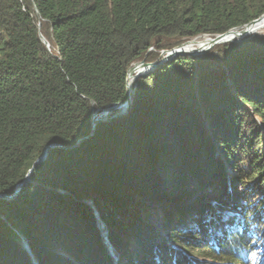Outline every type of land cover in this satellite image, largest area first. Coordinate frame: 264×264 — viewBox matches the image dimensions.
I'll use <instances>...</instances> for the list:
<instances>
[{"label":"trees","instance_id":"trees-1","mask_svg":"<svg viewBox=\"0 0 264 264\" xmlns=\"http://www.w3.org/2000/svg\"><path fill=\"white\" fill-rule=\"evenodd\" d=\"M262 15L264 0H0V194L64 146L0 198V264L263 262L264 34L157 65L128 114L70 148L127 99L136 62Z\"/></svg>","mask_w":264,"mask_h":264},{"label":"water","instance_id":"water-1","mask_svg":"<svg viewBox=\"0 0 264 264\" xmlns=\"http://www.w3.org/2000/svg\"><path fill=\"white\" fill-rule=\"evenodd\" d=\"M264 15H262L260 18H262ZM258 18V19H260ZM258 19L256 20H253L251 21L249 24H247L246 26L250 25L251 23L257 21ZM246 26L245 28H243V30L240 32V31H236L238 35L240 34H247L249 33L248 32V29H246ZM237 30V28L235 29H231L230 31L226 32V33H223V34H219L217 35L216 37L212 38V39H209V47L211 48L214 44H218L220 42H222V38L226 35H228L230 32L232 31H235ZM241 30V29H240ZM45 43L47 45H49L48 41L45 40ZM188 43L187 42H184L183 44L179 45V46H176L174 48H172L171 50H164V52L162 53V59L161 60H158V61H154L153 63H150V62H147L145 59L142 60V61H138L136 62L133 66H131L129 68V72H128V78H127V81L129 82V78L133 75V70L136 66H140L141 68H148L150 66H153V67H156L157 65L167 61V60H170L172 58H175L177 57L178 55H185V54H197V53H200V52H203V50L201 49L200 50H197V51H194V52H190V51H186L184 50V46H186ZM208 50V49H207ZM202 54V53H201ZM197 55H200V54H197ZM153 69V68H152ZM144 72H140L137 74V76H143ZM128 82H127V89H128V97L127 99L124 101V102H121V103H118L116 105H113V106H110L106 109H104L102 112H101V116L97 117V114H99L97 111L94 112L93 114V118H92V132L86 136V137H83L81 138L76 145L74 146H70V148H74L75 146H78L80 145L83 141L89 139L90 137H92L96 131V127L97 125H99L100 123L102 122H106V121H110L116 117H121V116H124L126 114H128L130 111H131V108H132V104H133V98H132V95H131V91H130V88H129V85H128ZM118 110V111H116ZM116 111V112H115ZM56 147H61V148H64V146L62 144H57V143H53V144H49L48 146L45 147V151L44 153L38 157V159L36 160V162L34 163L33 167L30 169L26 179L24 182L28 181L34 168L36 167V165L41 162L42 160H44L47 156H48V152L53 149V148H56ZM24 182L20 183L17 188H16V191L13 193V194H0V198H6V199H14L17 194L19 193L22 185L24 184ZM199 195V194H198ZM197 198H199L200 196H196ZM194 197V198H196ZM192 198V200L194 199ZM184 202V200H182V198L178 199L176 201V203L180 204Z\"/></svg>","mask_w":264,"mask_h":264},{"label":"rangeland","instance_id":"rangeland-1","mask_svg":"<svg viewBox=\"0 0 264 264\" xmlns=\"http://www.w3.org/2000/svg\"><path fill=\"white\" fill-rule=\"evenodd\" d=\"M243 30V28L240 30V29H237V30H235V31H242ZM264 34V28H262V29H260L259 31H256V32H249V33H247V34H245V35H243V34H240V35H237V36H234L232 39H230V40H226V41H222V42H220V43H224V42H229V41H241L242 39H245V38H251V37H253V36H258V35H263ZM210 37H208V36H198V37H195V38H193V39H190V40H188V43H186L187 45L186 46H189V47H192V51H190V52H194V51H197L198 49H195V48H199V43L200 42H209L208 41V39H209ZM235 38V39H234ZM201 39V40H200ZM187 42V41H186ZM220 43H218V44H220ZM183 44V43H182ZM216 44H214L213 46H215ZM185 46V47H186ZM210 45L209 44H207V46L205 47V48H201L202 50H203V52H200V53H197V54H204V53H206V52H208L211 48L209 47ZM208 49V50H207ZM171 50V49H170ZM164 51V50H163ZM201 51V50H200ZM162 54V53H161ZM197 54H187V55H197ZM162 59V58H161ZM161 59H158V60H161ZM158 60H156V61H158ZM155 61V62H156ZM150 63H153V62H150ZM152 68H154L153 66H150V67H148L147 68V70L144 72V73H149L151 70H152ZM145 75V74H144ZM128 82V81H127ZM99 116H101V113H99V114H97V117H99ZM206 192V191H205ZM206 193H214V192H206ZM197 195H198V193H197ZM196 195V196H197ZM206 195V196H205ZM204 196V200L206 201H208V202H211L209 199H212V197H211V195L210 194H205ZM195 196V197H196ZM198 196H202V194H199ZM193 200H197V197L196 198H194ZM249 201V200H248ZM213 203H216L215 201H212V204Z\"/></svg>","mask_w":264,"mask_h":264},{"label":"bare ground","instance_id":"bare-ground-1","mask_svg":"<svg viewBox=\"0 0 264 264\" xmlns=\"http://www.w3.org/2000/svg\"><path fill=\"white\" fill-rule=\"evenodd\" d=\"M264 28V16L260 19H258L257 21L251 23L250 25L246 26V29H248V32H256L259 31L260 29ZM237 32L236 31H232L230 32L228 35L224 36L222 38V40L226 41V40H230L232 39L234 36H237ZM235 39V38H234ZM201 40V39H200ZM207 44H209V42H200L199 43V48H195L198 50H201V48H205L207 46ZM186 51H192V47L189 46H184L183 48ZM147 70V68H141L140 66H136L133 70V75L130 77L128 85L130 88V91L132 90V86L133 83L135 82V80L138 78L137 74L140 72H145Z\"/></svg>","mask_w":264,"mask_h":264},{"label":"built area","instance_id":"built-area-1","mask_svg":"<svg viewBox=\"0 0 264 264\" xmlns=\"http://www.w3.org/2000/svg\"><path fill=\"white\" fill-rule=\"evenodd\" d=\"M209 39H212V38L210 37ZM209 39H208V40H209ZM169 50H170V49H169ZM163 52H164V51H162V53H163Z\"/></svg>","mask_w":264,"mask_h":264}]
</instances>
